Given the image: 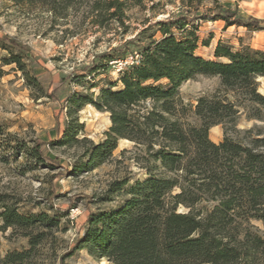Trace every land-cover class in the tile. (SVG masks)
<instances>
[{
    "label": "trees",
    "instance_id": "trees-1",
    "mask_svg": "<svg viewBox=\"0 0 264 264\" xmlns=\"http://www.w3.org/2000/svg\"><path fill=\"white\" fill-rule=\"evenodd\" d=\"M10 1L61 18L81 6L97 28L118 24L122 34L130 29L125 24L127 13L133 8L145 11L135 35L100 53L88 71L104 70L109 61L134 51L131 45L139 47L137 62L123 68L114 82L100 86L96 95L73 92L66 98L68 119L55 144L74 147L87 141L83 155L85 167L90 168L112 155L118 139H127L136 150L134 161L146 174L132 183L125 177L109 184L101 199L122 196V203L90 213L84 236L73 248H85L110 264H264V235L252 224L259 221L264 228V137L258 131L243 143L227 135L246 103L252 111L249 118L260 120L264 115V94L258 89V78H264V50L241 42L234 48L218 40L214 59L195 53L200 41L207 45L212 37H199V27L206 21L256 30L263 28V20L244 16L237 5L219 0H165L171 11L164 9L162 0ZM160 13L167 15L156 18ZM0 46L18 50L5 64H14L39 97L48 96L22 61L23 47L7 37L0 38ZM198 75L216 76L219 87L196 99L191 109L198 123L190 124L183 120L186 108L179 87ZM87 104L109 114L110 126L102 142L79 138L83 124L78 111ZM215 125L223 129L219 142L208 135ZM40 145L16 141L11 153L16 158L23 152L52 165ZM0 220L3 229H23L30 245L23 252L8 253L9 264H23L42 241L43 232L34 233L35 229H51L59 223L46 213H20L2 194Z\"/></svg>",
    "mask_w": 264,
    "mask_h": 264
},
{
    "label": "rangeland",
    "instance_id": "rangeland-1",
    "mask_svg": "<svg viewBox=\"0 0 264 264\" xmlns=\"http://www.w3.org/2000/svg\"><path fill=\"white\" fill-rule=\"evenodd\" d=\"M219 1L233 4L240 0ZM162 2L166 11L172 10V5L165 0ZM239 10L244 16H256L261 11V32L236 26L224 28L222 20L206 21L199 27V37L201 40L207 39L209 34L212 37L207 45L201 41L198 43L197 55L214 59L213 48L218 40L234 48H238L240 42L250 45L264 41V0H252L244 4V11ZM144 12L131 9L125 20L130 29L122 34V27L118 24L97 28L81 6L61 18L43 9H26L10 0H0V38H12L23 47L22 61L48 93V96L39 97L14 64H5L10 54H19L17 49L7 50L0 46V140L6 139L0 142V194L5 196L7 204L15 206L22 214L46 213L58 218L59 222L51 229H35L34 233L43 232L44 238L23 264H110L85 248L74 249L73 246L84 236L90 213L111 210L122 203V196L111 201L101 199L112 181L127 177L132 183L145 177V171L133 159L136 152L133 143L118 139L117 147L106 161L87 168V157L83 155L89 146L87 141L74 147L57 145L55 141L62 137L68 119L66 98L73 92L96 95L100 86L114 82L124 70H117L110 61L97 73H90L88 67L98 61L100 53L132 38L141 26L139 22ZM166 15L160 13L156 18ZM130 49L137 51L139 47L131 45ZM258 82V89L264 94V78H258ZM93 83L97 86L90 88ZM119 86L118 83L114 88ZM218 87L216 76L198 75L183 82L179 87L180 101L186 108L183 120L197 124L192 106L199 96L210 95ZM251 112L246 103L240 109L235 129L227 131L229 137L243 143L258 131L264 137V115L260 120L249 118ZM78 120L83 124L79 138L84 136L93 143L105 139L110 126L108 112L87 104L78 111ZM248 129L251 131L246 132ZM208 135L214 142L221 141L224 136L221 125L209 129ZM16 141L28 146L40 143V150L52 165L47 161L38 162L23 152L15 158L11 147ZM252 224L259 234L264 235L259 221L254 220ZM24 232L20 228L3 229L0 220V264H9L5 261L8 253L29 249Z\"/></svg>",
    "mask_w": 264,
    "mask_h": 264
},
{
    "label": "crops",
    "instance_id": "crops-1",
    "mask_svg": "<svg viewBox=\"0 0 264 264\" xmlns=\"http://www.w3.org/2000/svg\"><path fill=\"white\" fill-rule=\"evenodd\" d=\"M251 1L252 0H240V1H236L235 3H233V4H231L230 2H223V1H221L222 3H225V4H228V5H237V7H238V9H241V10H243L244 11V4L246 3V4H248V3H251ZM241 13V12H240ZM261 14V11H259L257 14H256V16H253V17H256V18H258V19H261V18H259V15ZM252 16V15H251ZM213 22H217V21H213ZM203 24V23H202ZM234 25H232V26H230V27H233ZM237 28H239V27H243V26H236ZM227 28H229V27H227ZM243 28H246V27H243ZM247 29V28H246ZM249 30H252V29H249ZM261 30L262 29H256V30H252V32H255V31H257V32H261ZM252 41L253 40H255V38H252L251 39ZM250 46H252V47H254V48H258V49H262V50H264V41L262 40V42H257V44H253V42H252V44L250 43ZM217 125H215V126H212L211 128H214V127H216ZM210 128V129H211Z\"/></svg>",
    "mask_w": 264,
    "mask_h": 264
},
{
    "label": "built area",
    "instance_id": "built-area-1",
    "mask_svg": "<svg viewBox=\"0 0 264 264\" xmlns=\"http://www.w3.org/2000/svg\"><path fill=\"white\" fill-rule=\"evenodd\" d=\"M139 54L137 51L128 52L123 58L112 60L109 63L113 66H116L117 70H121L135 62H137Z\"/></svg>",
    "mask_w": 264,
    "mask_h": 264
}]
</instances>
